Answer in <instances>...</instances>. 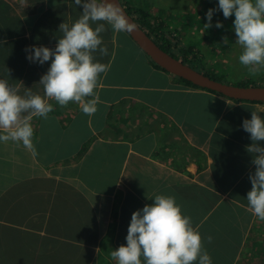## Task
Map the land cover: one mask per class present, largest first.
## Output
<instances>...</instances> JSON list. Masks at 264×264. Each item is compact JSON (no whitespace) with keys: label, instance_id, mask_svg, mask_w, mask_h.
<instances>
[{"label":"crops","instance_id":"0c3cea01","mask_svg":"<svg viewBox=\"0 0 264 264\" xmlns=\"http://www.w3.org/2000/svg\"><path fill=\"white\" fill-rule=\"evenodd\" d=\"M82 12L73 0H0V79L21 96L30 91L43 98L39 80L51 60L33 63L24 49H54L59 25H70ZM99 24L109 55L93 53L107 68L99 77L95 114L78 115V105L48 100L49 118L30 121L35 153L0 143V264H95L105 242L126 243L132 213L157 194L175 198L200 232L211 264L229 263L231 244L237 264L240 253L256 245L250 240L255 216L236 220L226 245L217 241L218 210L239 216L247 206L256 154L246 151L253 142L241 125L252 111L264 119V104L189 88L153 67L132 39L128 43L110 25L92 27ZM117 111L123 120L117 121Z\"/></svg>","mask_w":264,"mask_h":264},{"label":"clouds","instance_id":"9594fccd","mask_svg":"<svg viewBox=\"0 0 264 264\" xmlns=\"http://www.w3.org/2000/svg\"><path fill=\"white\" fill-rule=\"evenodd\" d=\"M74 3L82 4V15L70 25H59L61 37L54 49L35 45L24 49L26 59L33 63L43 65L51 60L39 80L43 98L30 91L21 96L0 79V143L12 141L35 153L30 121L33 117L49 118L53 106L48 100L62 107L70 102L76 104L89 117L97 111L98 81L107 68L93 53L98 49L99 56L104 57L109 55V49L101 37L104 24L95 28L92 24L103 21L115 33H132L136 25L122 11L119 0H74ZM216 11H222L225 19L234 16L232 28L237 44L242 47L239 64L253 77L264 71V0H217L216 7L204 14L205 28L212 26ZM222 26L220 21L215 23L216 28ZM22 113L28 114L22 116ZM241 127L253 142L246 151L256 154L252 160L255 171L249 174L251 190L246 195L247 208L264 221V146L259 143L264 142V119L252 111L251 118L244 119ZM150 199L152 203L132 213L126 243L111 251L112 260L116 264H211L200 232L183 214L175 198L157 194ZM206 239L211 242L212 237Z\"/></svg>","mask_w":264,"mask_h":264},{"label":"rangeland","instance_id":"374dc122","mask_svg":"<svg viewBox=\"0 0 264 264\" xmlns=\"http://www.w3.org/2000/svg\"><path fill=\"white\" fill-rule=\"evenodd\" d=\"M121 2L128 4L130 7L135 6L140 10L151 13L155 18H158L159 16L164 17V15H166V34L174 38H180L181 48L194 47L193 50L197 53L200 52L202 54V62L200 65L204 66L206 70L212 71L217 80L224 81L225 83L236 84V81H245L244 77H248L250 79L257 78L258 76H261L262 72H264L262 71L253 77L249 75L245 66H241L239 64L238 57L241 54L242 47L237 44L236 34L232 28L234 16L225 19L221 11L220 15H213L210 31L205 28L204 23L206 21L204 14L209 8L213 7V5L217 2L216 0H147V4L145 3V0H121ZM230 19L232 20V23L229 26L228 20ZM217 21H220L226 28L222 30H220V28H216L215 23ZM122 36L128 43L131 42V38L126 33H122ZM225 39L227 40V43H225ZM133 47L136 48V46ZM233 50H235L236 55L238 54L237 57L230 55V52ZM187 64L196 71L203 74L207 73L197 65L195 60H193V63L189 62ZM258 83L264 82L260 79L256 81V84ZM258 85L262 86L261 84ZM117 112L118 114L115 115L117 121L119 118L123 120L119 113L123 114L124 112ZM127 124L130 125L132 123L129 120ZM172 130L173 129H170V132H172ZM170 135L171 133L163 135V141H169ZM173 140L174 136L172 137L171 142ZM217 218L219 219V215ZM246 219L247 217L242 213H240L239 216H222L221 221H218L219 234L217 236V241L230 245L231 240L229 237L233 234L232 226L234 222L236 220L238 222ZM253 224V235L250 240L254 242L256 246H260L259 248H253L254 251H258L259 249L261 250V248H264V221L261 222L255 217ZM207 226L205 225V228H207ZM262 231L263 233L261 234ZM258 233V237H261V242L256 243L255 239L257 240V238L255 237ZM231 247L232 244L227 249ZM254 251L247 248L240 253V258L244 257V264H250L252 262L251 257L254 255ZM99 258L100 255L97 257L95 264H102L101 262L98 263ZM107 264L113 263L107 262Z\"/></svg>","mask_w":264,"mask_h":264},{"label":"trees","instance_id":"16d2710c","mask_svg":"<svg viewBox=\"0 0 264 264\" xmlns=\"http://www.w3.org/2000/svg\"><path fill=\"white\" fill-rule=\"evenodd\" d=\"M144 1V0H142ZM217 1V0H216ZM145 3L147 4V0H145ZM217 3V2H216ZM216 3L213 5L212 8L216 7ZM123 6L127 9V11L129 12V14L134 18V20L137 22V24L153 39L155 40V42L160 46V48L162 50H164L165 52L169 53L170 55H172L173 57L184 61L185 63H193V60H195V62L197 63V65L203 69V71L207 72L204 73L206 76L212 78V79H216L215 75L212 71L210 70H206L204 68V66H201L200 63L202 62V54L200 52H196L194 49V47H190V48H181L180 47V43H181V39L180 38H174L172 36H169L168 34H166V28L167 25L165 24V20L167 19L166 15H164V17H158L155 18L152 16L151 13H147L144 10H140L138 8H136L135 6L130 7L128 4L126 3H122ZM221 11H216L214 14H218L220 15ZM229 22V26L232 23V20H228ZM225 26H222L220 28V30L225 29ZM208 31H210L211 27L207 28ZM180 35V34H179ZM233 49V48H232ZM231 49V50H232ZM229 54V53H228ZM145 55V54H144ZM230 55L232 56H238V54L236 55L235 50L230 52ZM146 56V55H145ZM147 59L149 60V62L151 63V65L153 67H155L158 70H161L163 72H166L164 69H162L161 67H159L158 65H156L148 56H146ZM129 63L131 64L132 62L128 59ZM186 63V64H187ZM167 73V72H166ZM180 83L184 84L185 86L189 87V88H197V89H201L198 88L196 86H194L193 84L183 80V79H179L177 77H175ZM262 80L264 82V72L261 73V76H258L257 78H245V81H236L235 83H227V84H234L236 86H241V87H258V84L264 85V83H258L256 84V81L258 80ZM221 81V80H218ZM224 82V81H222ZM225 83V82H224ZM202 90V89H201ZM210 93V92H209ZM213 94V93H212ZM216 94V93H214ZM218 96V94H216ZM221 97V95H219ZM223 97V96H222ZM225 98V97H223ZM228 99V98H226ZM230 100V99H228ZM231 101H235V100H231ZM237 103H249V102H241V101H235ZM254 104H258V103H254ZM259 104H264V103H259ZM77 113L78 115H81L82 113L80 112L79 109H77ZM112 127V124H110L109 122H107V128ZM86 152V149L82 150L81 153ZM245 203V202H244ZM247 207V206H246ZM246 207H243L241 209H244L241 211L242 214H244L246 217L247 215L250 216V210ZM240 210V209H239ZM222 213V215L224 217L229 216L230 214L227 213L225 210H218ZM245 223L248 222V219L243 220ZM207 226V224H206ZM115 245H111L108 242H105V244L101 245L98 248V255L97 257L100 255L99 261L102 264H107L112 262L113 264L116 263L115 261L112 260L110 253L111 251L115 250L117 247H119V244L117 243V240L115 238L114 241ZM118 244V245H117ZM217 245L219 246V248L221 249L223 245H219L217 243ZM255 247H260V246H254ZM223 249V248H222ZM254 251V249H253ZM259 255H264L261 250L259 249L258 251H254V255L251 257L252 262L250 264H258L257 260H259ZM225 257L228 259L229 263H224V264H236V262H232L234 261V259L237 257V252L231 250L230 248L228 250H226L225 252ZM244 257H241L238 261L237 264H244L245 260L243 259ZM223 264V263H222Z\"/></svg>","mask_w":264,"mask_h":264},{"label":"water","instance_id":"95a60500","mask_svg":"<svg viewBox=\"0 0 264 264\" xmlns=\"http://www.w3.org/2000/svg\"><path fill=\"white\" fill-rule=\"evenodd\" d=\"M119 6L122 11L136 25V29L132 33H126L133 42L148 56L156 65L164 69L169 74L183 79L194 86L203 90L216 93L225 98L241 102L264 103V86L261 87H241L234 84H227L217 79H212L205 74L196 71L184 61L179 60L169 53L165 52L140 26L134 18L129 14L127 9L119 0Z\"/></svg>","mask_w":264,"mask_h":264},{"label":"bare ground","instance_id":"6f19581e","mask_svg":"<svg viewBox=\"0 0 264 264\" xmlns=\"http://www.w3.org/2000/svg\"><path fill=\"white\" fill-rule=\"evenodd\" d=\"M137 23V22H136ZM141 28V27H140ZM142 29V28H141Z\"/></svg>","mask_w":264,"mask_h":264}]
</instances>
